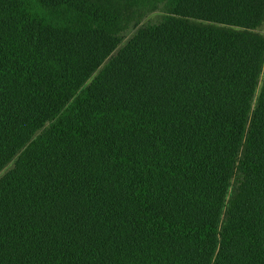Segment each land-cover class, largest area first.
<instances>
[{"label": "trees", "instance_id": "1", "mask_svg": "<svg viewBox=\"0 0 264 264\" xmlns=\"http://www.w3.org/2000/svg\"><path fill=\"white\" fill-rule=\"evenodd\" d=\"M263 22L0 0V264H264Z\"/></svg>", "mask_w": 264, "mask_h": 264}, {"label": "rangeland", "instance_id": "2", "mask_svg": "<svg viewBox=\"0 0 264 264\" xmlns=\"http://www.w3.org/2000/svg\"><path fill=\"white\" fill-rule=\"evenodd\" d=\"M158 15H159L158 13L152 14V15H150V16L147 18V20H149V21H151V22H154V21L157 20ZM260 31L264 34V22H263V24H262V26H261V28H260Z\"/></svg>", "mask_w": 264, "mask_h": 264}]
</instances>
